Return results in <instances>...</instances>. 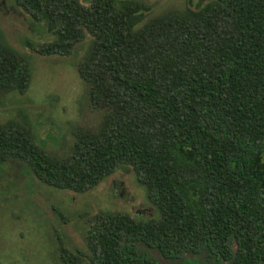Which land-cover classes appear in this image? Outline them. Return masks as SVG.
Masks as SVG:
<instances>
[{
    "label": "trees",
    "instance_id": "1",
    "mask_svg": "<svg viewBox=\"0 0 264 264\" xmlns=\"http://www.w3.org/2000/svg\"><path fill=\"white\" fill-rule=\"evenodd\" d=\"M47 39L38 57L70 58L97 128L59 159L23 126L0 124V165L23 163L74 194L130 170L156 217L101 212L84 251L60 264H264V0H186L149 17L139 0H14ZM27 62L0 43V101L29 86Z\"/></svg>",
    "mask_w": 264,
    "mask_h": 264
},
{
    "label": "rangeland",
    "instance_id": "2",
    "mask_svg": "<svg viewBox=\"0 0 264 264\" xmlns=\"http://www.w3.org/2000/svg\"><path fill=\"white\" fill-rule=\"evenodd\" d=\"M149 5V17L167 10H182L186 0H139ZM196 0H192V5ZM24 14L14 0H0V43L23 58L30 82L23 95L0 101V124L25 127L50 155L69 156L75 136L94 131L101 119L85 96L74 65L85 44L70 58L38 57L27 43L47 39L41 27ZM101 212L125 213L139 219L156 217L130 170L119 169L93 189L74 194L50 188L19 161L0 165V264H60L58 250L84 251V236L91 218ZM157 264L207 263L202 257L164 260L156 251L142 248Z\"/></svg>",
    "mask_w": 264,
    "mask_h": 264
}]
</instances>
